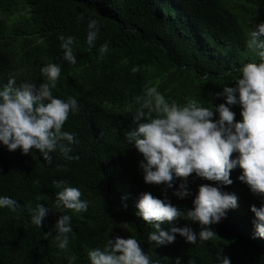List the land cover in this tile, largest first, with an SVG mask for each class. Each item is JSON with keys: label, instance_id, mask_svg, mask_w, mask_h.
Here are the masks:
<instances>
[{"label": "trees", "instance_id": "obj_1", "mask_svg": "<svg viewBox=\"0 0 264 264\" xmlns=\"http://www.w3.org/2000/svg\"><path fill=\"white\" fill-rule=\"evenodd\" d=\"M90 17L101 25L92 49L86 43ZM259 21L264 0H0V88L13 74L17 86L24 80L39 83L40 68L57 63L61 75L54 95L76 96L79 103L63 126L76 134L71 147L79 159L67 160L57 150L49 163L39 150L24 154L0 144V195L20 205L16 211L0 208V264H90L88 252L123 230L159 264H175L176 256L183 264L193 259L219 264V252L231 264H264V238L254 235L250 211L261 200L237 178L239 167L231 171L233 183L222 186L238 196V207L210 226L217 236L192 244L177 233L174 242L154 247L149 233L155 229L135 214L136 203L143 192L162 198L163 185L144 182L143 156L126 139L136 126L134 98L149 87L181 105L189 99L203 106L225 102L217 93L234 83L245 63L260 60L247 47L248 33ZM61 35L75 37V65L63 59ZM105 41L109 51L102 56L98 49ZM233 110L241 119L239 106ZM59 179L81 190V199L89 202L86 212L55 207ZM181 182L177 177L173 187ZM202 183L216 182L193 173L187 178L190 196L179 199L173 189L167 195L178 207L190 208ZM29 201L53 210L42 228L30 221ZM65 212L72 215V232L61 249L55 221ZM186 224L199 231L197 223L183 218L162 226Z\"/></svg>", "mask_w": 264, "mask_h": 264}, {"label": "clouds", "instance_id": "obj_2", "mask_svg": "<svg viewBox=\"0 0 264 264\" xmlns=\"http://www.w3.org/2000/svg\"><path fill=\"white\" fill-rule=\"evenodd\" d=\"M87 29L86 43L92 49L101 25L90 17ZM59 39L63 59L75 65V37L61 35ZM109 45L105 41L98 52L102 56L107 54ZM247 47L260 60L245 63L234 83L217 93L225 102L203 106L196 99H189L181 105L166 99L155 86L134 98L131 118L136 126L126 132V139L143 156L139 168L144 182L163 185L162 198L143 192L136 203L135 214L155 229L149 233L154 247L174 242L177 233L192 244L217 236L210 226L219 223L228 210L238 207V196L222 187L233 183L231 171L237 167L242 170L237 178L261 200L259 206L250 205V211L254 214V235L264 238V21L257 22L249 31ZM40 74L43 80L39 83L24 80L18 86L16 76L10 75L7 84L0 88V144L10 151L19 148L24 154L39 150L49 163L57 150L67 160L79 159L72 154L71 147L77 142L76 134L63 127L70 113L79 111L78 99L54 95L61 75L60 64H45ZM234 106L240 108L239 120L235 119ZM193 173L216 183L200 184L192 207L180 208L171 202L167 190L173 189V195L179 199L190 196L187 178ZM177 177L183 178V182L174 188ZM54 184L60 189L55 194L57 209L76 214L88 210L89 202L81 199L78 187L63 179ZM4 207L16 211L20 205L16 199L0 195V208ZM25 207L31 223L38 228L44 226L45 218L53 211L40 202L29 201ZM177 218L197 223L199 231L191 224L164 229L163 224ZM71 220L72 215L65 212L55 221V239L61 249L69 245ZM88 256L90 264H159L135 236L108 238L103 248L91 249ZM218 258L219 264H231L230 258L220 252ZM175 264H183L181 256L175 257ZM190 264H195V260Z\"/></svg>", "mask_w": 264, "mask_h": 264}, {"label": "rangeland", "instance_id": "obj_3", "mask_svg": "<svg viewBox=\"0 0 264 264\" xmlns=\"http://www.w3.org/2000/svg\"><path fill=\"white\" fill-rule=\"evenodd\" d=\"M126 233H127V231L123 230V231H122V234H121V237L126 238Z\"/></svg>", "mask_w": 264, "mask_h": 264}]
</instances>
